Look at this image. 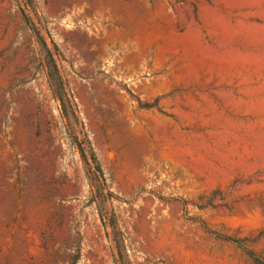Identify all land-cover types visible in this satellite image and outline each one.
Returning a JSON list of instances; mask_svg holds the SVG:
<instances>
[{
  "label": "rangeland",
  "instance_id": "1",
  "mask_svg": "<svg viewBox=\"0 0 264 264\" xmlns=\"http://www.w3.org/2000/svg\"><path fill=\"white\" fill-rule=\"evenodd\" d=\"M247 252L264 260V0H0V264Z\"/></svg>",
  "mask_w": 264,
  "mask_h": 264
},
{
  "label": "trees",
  "instance_id": "2",
  "mask_svg": "<svg viewBox=\"0 0 264 264\" xmlns=\"http://www.w3.org/2000/svg\"><path fill=\"white\" fill-rule=\"evenodd\" d=\"M27 22H29V20L27 18H25ZM41 41H43L41 39ZM43 45L46 47V44L44 42H42ZM82 157L85 158V154L82 150ZM93 160L96 161L95 157H93ZM209 233H211L212 235L216 236L218 239H221V240H224V241H227V242H230V243H234V244H239V242L231 237H227V236H222V235H219V234H216L215 232H211L210 230H208L206 227H204ZM248 256L252 259V261L255 263V264H264V260L261 259L260 257L256 256L255 254H253L252 252H247Z\"/></svg>",
  "mask_w": 264,
  "mask_h": 264
}]
</instances>
